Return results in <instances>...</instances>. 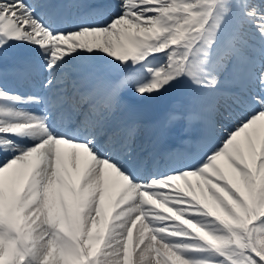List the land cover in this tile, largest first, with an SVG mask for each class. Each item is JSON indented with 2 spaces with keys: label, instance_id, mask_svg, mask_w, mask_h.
Wrapping results in <instances>:
<instances>
[{
  "label": "snow or ice",
  "instance_id": "6c2138e0",
  "mask_svg": "<svg viewBox=\"0 0 264 264\" xmlns=\"http://www.w3.org/2000/svg\"><path fill=\"white\" fill-rule=\"evenodd\" d=\"M181 87L161 170L116 115ZM258 124L264 0H0V264H129L137 225V264H264Z\"/></svg>",
  "mask_w": 264,
  "mask_h": 264
},
{
  "label": "rangeland",
  "instance_id": "374dc122",
  "mask_svg": "<svg viewBox=\"0 0 264 264\" xmlns=\"http://www.w3.org/2000/svg\"><path fill=\"white\" fill-rule=\"evenodd\" d=\"M184 88L188 92V97L184 102H179V100H177L176 98H173V92L171 90L169 93L165 94L163 97H161L157 100L146 102L143 104H138V105L149 110L148 111V114H150L149 118H152V117L159 118L160 117V118L166 119V123H167L168 127L170 128L171 132L175 135H178L183 128L182 123H184V126H185V124H188L189 121L187 119H181V120L177 121L178 126H174V123L169 125L168 114L170 112L175 111L179 115H181L182 117H186L189 114H191L193 117V119L191 120L192 127H198V124L200 122H202L200 115H199L198 105L196 103H194V100H193V94L191 93V91L188 88H186V87H184ZM28 106H31V105H28ZM28 106H24V107H28ZM35 109H37V107H35ZM223 122L227 123L228 121L225 119ZM219 130H220V125H217V127L214 130V132L212 133V135L215 136L216 134H218ZM255 134L257 136H264V124H258L256 126ZM240 141H241V143H246L245 137L242 136L240 138ZM69 163H70V160H69ZM70 166H71V164H70ZM113 180L115 182V188L120 187V182H119L118 178H116L114 176V174H113ZM193 183H195V181H193ZM166 215H170V214H166ZM177 223H179V222L177 221ZM139 228H140V225H137V228L133 231V244H132V247L130 249L131 257H130L129 264H137V259L140 255V249H142L144 247L143 245H140L139 248L136 247ZM149 235H151V233H149ZM147 242L148 241L146 239L145 244ZM153 257H154V254H153Z\"/></svg>",
  "mask_w": 264,
  "mask_h": 264
},
{
  "label": "bare ground",
  "instance_id": "6f19581e",
  "mask_svg": "<svg viewBox=\"0 0 264 264\" xmlns=\"http://www.w3.org/2000/svg\"><path fill=\"white\" fill-rule=\"evenodd\" d=\"M26 110L33 111V110L30 109V108H26ZM33 112H34V111H33ZM140 115L143 116V112H140V114L128 115V119H129V120H133L135 117H139ZM147 117H148V115H147ZM152 122H153V121H152ZM153 136H155L156 138H157L158 136H160V126H159V125L154 129V131L148 133V137H153ZM112 188H113V189L115 188V183H113Z\"/></svg>",
  "mask_w": 264,
  "mask_h": 264
}]
</instances>
